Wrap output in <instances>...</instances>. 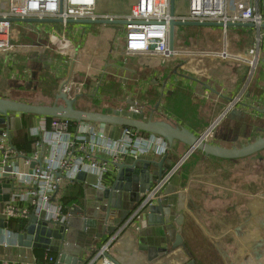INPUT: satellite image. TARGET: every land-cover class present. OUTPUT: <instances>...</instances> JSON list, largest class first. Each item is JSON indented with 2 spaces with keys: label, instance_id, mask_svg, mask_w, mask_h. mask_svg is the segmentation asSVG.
I'll list each match as a JSON object with an SVG mask.
<instances>
[{
  "label": "crops",
  "instance_id": "crops-1",
  "mask_svg": "<svg viewBox=\"0 0 264 264\" xmlns=\"http://www.w3.org/2000/svg\"><path fill=\"white\" fill-rule=\"evenodd\" d=\"M130 2L121 14L128 11ZM256 4L264 18V0H256ZM18 24L19 27L13 24V41L39 47L36 52L30 49L0 56L1 98L34 104L39 103L35 93L44 90L42 95L55 99L62 85L71 79L83 84V93L87 91L92 98L94 110H79H120L134 103H147L159 112L158 121L184 127L195 136H205L214 126L205 140L225 148H239L264 136V28H205L193 40L178 36L177 48H187L190 54H181L177 66H164L157 59L126 55L124 30L119 33L105 25ZM95 26L101 27L98 30ZM257 48L259 62L252 69L249 60ZM78 49L81 58L74 63L78 67L73 65L69 71L66 58L71 59ZM228 55L229 60L219 59ZM28 91L34 94H24ZM235 98L240 99L239 104L225 114ZM50 122L51 118L15 115L0 130H9L12 142L20 133L32 138L35 131L49 127ZM101 129L115 140L123 135V127ZM145 134L140 136H151ZM164 142L168 146L166 153L150 157L168 156L171 165H167L166 175H172L158 198L172 206L177 233L183 240L182 246L170 253L168 264H183L191 259L197 264H264V151L230 160L196 150L184 160L189 146L174 142L171 147ZM34 151L35 145L28 156ZM132 160L126 157L123 162ZM115 173L111 168L103 179L105 187L112 184ZM97 184L92 174H87L84 181L62 183L57 200L68 221H83L81 209L87 195L100 190ZM125 224L116 231L113 228L117 224L104 228L89 242L85 239L84 264H94L96 255L108 243L109 258L117 264H163V259L149 262L147 254L139 249L141 235L151 229L144 216ZM8 231L18 234L9 227L7 231L0 228V247L15 248L16 236ZM2 241L9 244L4 246ZM54 257L53 252L34 249L32 260L34 264H52L50 259ZM0 264L32 263L25 257L24 261L0 259Z\"/></svg>",
  "mask_w": 264,
  "mask_h": 264
},
{
  "label": "built area",
  "instance_id": "built-area-1",
  "mask_svg": "<svg viewBox=\"0 0 264 264\" xmlns=\"http://www.w3.org/2000/svg\"><path fill=\"white\" fill-rule=\"evenodd\" d=\"M189 11L187 15H170V0H131L129 9L119 15H98V0H8L5 10H0V56L17 54L30 50L38 45H25L13 41L12 18L27 19H61L64 27L69 20H125L124 52L128 56H144L157 59L160 62L179 58L181 54H190L187 48L179 49L175 45L173 52L169 49L170 21H196L224 23H252L259 30L264 24L256 0H187ZM227 29V28H226ZM225 29V30H226ZM45 49H49L48 46ZM258 48L252 50L253 58L249 66L254 69L259 62ZM229 60L228 58H219ZM83 84L73 83L71 79L63 84L60 91L66 93L70 99L83 94ZM240 99L235 98L228 106L225 114L239 104ZM144 105L134 103L127 109L116 110L121 115L129 111L134 115L144 113ZM74 120L67 118H51L49 127L43 126L32 134L35 139V151L32 156L24 160L28 168L19 172L16 163L18 152L12 145L9 130L3 131L0 140V168L1 174L9 173L11 184L15 187L4 214L7 223L10 219L29 220L31 214L46 222L64 225L68 215L58 202L57 195L63 182L74 183L80 173L92 174L97 177V187L104 189L103 179L111 168L123 162L126 157L133 159L150 156L157 153L162 156L168 146L165 140L151 134L142 138L133 128H124L120 139L107 136L100 124L91 122L78 123L72 127ZM213 130V129H212ZM209 132V134L212 132ZM206 136L205 139L209 136ZM164 140V141H163ZM153 152V153H152ZM21 154V153H20ZM33 161H40L31 169ZM11 169L8 172L7 169ZM32 170V173L30 171ZM60 177H57V174ZM172 174L166 175L161 184L156 185L152 191L142 199L141 203L126 220L125 226L139 217V214L151 202L158 198V192L170 179ZM7 231V229H2ZM8 234L18 237L20 233ZM4 246L8 241H2ZM110 244L104 245L95 257L94 264H117L109 258Z\"/></svg>",
  "mask_w": 264,
  "mask_h": 264
},
{
  "label": "water",
  "instance_id": "water-1",
  "mask_svg": "<svg viewBox=\"0 0 264 264\" xmlns=\"http://www.w3.org/2000/svg\"><path fill=\"white\" fill-rule=\"evenodd\" d=\"M176 0H170V15L175 16ZM13 23H38L51 24L62 23L61 19H10ZM68 24H85V25H125V20H69ZM180 27H206V28H256L252 23H218V22H196V21H170L169 49L171 52L175 50L176 30ZM264 28V24L262 25ZM67 84L64 83V85ZM70 99L68 95L62 91L56 97V101L51 106L29 104L14 101L0 97V127L9 125L15 115L29 114L46 118H67L77 123L91 122L105 126L128 127L133 128L137 134L148 133L163 138L169 146L173 147L174 142H180L190 147V150L184 156V160L194 151L199 150L206 156H213L221 159L237 160L243 159L264 151V136L259 137L252 143L242 147L225 148L208 143L205 138L214 128L210 127L205 132V136H195L192 132L184 127L173 126L166 121H154L152 117L148 120L132 117L130 115H121L119 113L91 112L83 111L75 108L78 97ZM3 130H0V140ZM15 149V147H14ZM16 150V149H15ZM17 151V150H16ZM18 152V151H17ZM19 154L16 166L19 172L27 171L24 164L25 158ZM40 161H33L30 168L33 169ZM168 156L165 155L158 159L156 156L140 157L132 160V162H121L115 165V175L110 186L104 189L96 190L93 194L87 195L84 202L81 215L83 221H67L64 225L46 222L38 219L35 214H31L27 220L26 227L23 232L18 234L17 247L4 248L0 247V259L20 260L24 261L25 257L34 264L32 260L33 250L42 249L53 252L56 257L51 258L52 264H84L82 244L86 239L88 242L95 233L116 225L113 231L121 224L124 225L126 219L136 207L141 203L142 199L148 192L152 191L156 185L161 184L166 176ZM8 172L12 170L7 169ZM1 172V168H0ZM32 173V170L30 171ZM9 173H0V228L7 229V217L4 214L5 207L9 204L11 196L15 191V187L11 184ZM60 177V174H57ZM87 174L80 173L77 180L84 181ZM161 189L158 192L160 196ZM126 213V214H124ZM124 216L122 219V215ZM144 216L151 228L146 231L145 235H141L139 249L147 254L149 262H155L163 259V264H168L169 256L179 246H182V237L177 233L176 216L171 205H167L162 199L157 198L151 202L140 214ZM119 219H121L119 221ZM83 224V226H81ZM112 224V225H111ZM143 234V233H142ZM186 250V249H185ZM187 252V251H186ZM188 254V253H187ZM189 257V256H188ZM183 264H197L195 259H191Z\"/></svg>",
  "mask_w": 264,
  "mask_h": 264
},
{
  "label": "rangeland",
  "instance_id": "rangeland-1",
  "mask_svg": "<svg viewBox=\"0 0 264 264\" xmlns=\"http://www.w3.org/2000/svg\"><path fill=\"white\" fill-rule=\"evenodd\" d=\"M7 2H8V0H0V10H5ZM128 2H129V0H98L99 5H98V8L96 10V13L98 15H119V14L124 12ZM175 9H176L178 14L187 15L188 11H189V2L187 0H176ZM16 25L19 27V24H16ZM29 25L36 26V25H33V23L29 24ZM51 25H54V24H51ZM54 26H57V25H54ZM105 26H109L112 30H116L119 33H123L124 28L122 25H105ZM95 27H97V29L99 30L101 26H95ZM205 28L206 27H180V28H177V30H176V42L178 41V36H182V38H181L182 40H183V37L186 40H190V39H192V37L193 38L196 37L195 34L197 32L203 31V30H205ZM17 39L18 38L16 36V40ZM74 40L76 41L75 38H74ZM181 45H183V47H184V43ZM32 50H34V52H36L35 50H37V49L34 48ZM78 58L79 59L81 58V53H80L79 49L74 53V55L72 56L71 59L66 58L69 61V65L68 66L66 65L68 67L69 71L72 69L73 65L78 67V63L74 64L76 59H78ZM185 60H187V59H185ZM177 61H178L177 58L174 57V58H171V61L161 62L160 64L163 63L164 66H166L168 64H172V65L174 64L177 66V64H178ZM183 62H184V59H183ZM72 80H75V79L73 78ZM39 92H41V94L40 93L37 94L38 92L35 93L36 99L39 101V103H34V104L44 105V104H50L53 100L56 101L57 95L55 96V99H54V97H49V96L44 95V94L42 95V93H45L44 90H42V91L40 90ZM24 94H34V93L28 91V92H24ZM90 97L91 96H89L88 92L85 91V93L81 94V96L78 97V99L75 103V108L76 109H93L94 110V108H92V98H90ZM46 106H48V105H46ZM144 107H145V109H144V113L142 115H134V114H131L129 111L123 112L122 115L123 114L130 115L132 117L140 118L142 120H148L150 117H152V119L154 121H156L160 118V114L155 107H152V105L149 107V106H147V103L144 104ZM105 109H107V110L100 109L102 111H99V112H107V113H115V114L119 113L116 110H112V108H105ZM141 135L146 136L147 134L142 132ZM263 154H264V152H263ZM263 163H264V161H263Z\"/></svg>",
  "mask_w": 264,
  "mask_h": 264
},
{
  "label": "trees",
  "instance_id": "trees-1",
  "mask_svg": "<svg viewBox=\"0 0 264 264\" xmlns=\"http://www.w3.org/2000/svg\"><path fill=\"white\" fill-rule=\"evenodd\" d=\"M23 115L34 117V115H29V114H23ZM12 144L18 152L23 153L24 156H28V154L33 151L35 145V139L28 137L27 134L25 135L23 133L22 134L20 133L16 138H14ZM65 205H66L65 207L68 206V200L65 201ZM26 224H27L26 220L12 218L8 222V227L9 229L20 233L24 231ZM188 256L190 258L192 257L189 252H188Z\"/></svg>",
  "mask_w": 264,
  "mask_h": 264
},
{
  "label": "flooded vegetation",
  "instance_id": "flooded-vegetation-1",
  "mask_svg": "<svg viewBox=\"0 0 264 264\" xmlns=\"http://www.w3.org/2000/svg\"><path fill=\"white\" fill-rule=\"evenodd\" d=\"M264 160H262L261 162H263Z\"/></svg>",
  "mask_w": 264,
  "mask_h": 264
}]
</instances>
